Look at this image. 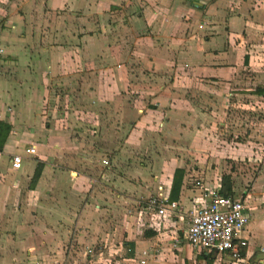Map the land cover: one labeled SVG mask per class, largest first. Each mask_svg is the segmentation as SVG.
<instances>
[{
	"label": "crops",
	"instance_id": "0c3cea01",
	"mask_svg": "<svg viewBox=\"0 0 264 264\" xmlns=\"http://www.w3.org/2000/svg\"><path fill=\"white\" fill-rule=\"evenodd\" d=\"M0 122V264L264 251V0H0ZM176 169L180 208L157 214ZM226 175L249 214L238 262L184 238Z\"/></svg>",
	"mask_w": 264,
	"mask_h": 264
},
{
	"label": "built area",
	"instance_id": "2783aa9c",
	"mask_svg": "<svg viewBox=\"0 0 264 264\" xmlns=\"http://www.w3.org/2000/svg\"><path fill=\"white\" fill-rule=\"evenodd\" d=\"M27 153L34 154L33 147L26 149ZM21 154H13L12 167H21ZM108 165L107 160H103ZM195 185L202 187L199 180ZM147 206L154 208L157 214H165L168 210L174 212L180 208L178 202L168 201L167 198L157 195L147 200ZM249 214L242 198L226 197L211 190V198L208 202L195 207L189 215L188 225L184 230V238L195 248L223 255L228 262H238L242 259V252L247 245L246 240L240 237V233L247 226ZM146 252L138 259L137 264H147ZM83 258H90L92 248L86 246L82 252ZM222 259L213 264H221ZM51 264H73L67 259L53 260ZM78 264V263H77Z\"/></svg>",
	"mask_w": 264,
	"mask_h": 264
},
{
	"label": "trees",
	"instance_id": "16d2710c",
	"mask_svg": "<svg viewBox=\"0 0 264 264\" xmlns=\"http://www.w3.org/2000/svg\"><path fill=\"white\" fill-rule=\"evenodd\" d=\"M9 130H10V125H8L4 122H0V136L1 135L6 136L7 133L9 132ZM40 171H41V168L39 167V165H37L35 172L33 174L32 180H31L33 183L39 177ZM182 176H183V170L182 169H176L174 172V176H173L174 178H173L172 185H171L172 188H171V192H170V196H169V201H173L174 199L177 198L179 188H180V185L182 182L181 181ZM222 179H223V181H222L223 187L219 191L220 195L234 198L233 193L231 191L230 177L226 175V176H223ZM242 255H243V252H242ZM211 263H212V258L210 257V259H208V261H207V264H211Z\"/></svg>",
	"mask_w": 264,
	"mask_h": 264
},
{
	"label": "water",
	"instance_id": "95a60500",
	"mask_svg": "<svg viewBox=\"0 0 264 264\" xmlns=\"http://www.w3.org/2000/svg\"><path fill=\"white\" fill-rule=\"evenodd\" d=\"M263 259H264V251L258 253V254L255 256V258L250 262V264H254V263L259 262V261H261V260H263Z\"/></svg>",
	"mask_w": 264,
	"mask_h": 264
},
{
	"label": "rangeland",
	"instance_id": "374dc122",
	"mask_svg": "<svg viewBox=\"0 0 264 264\" xmlns=\"http://www.w3.org/2000/svg\"><path fill=\"white\" fill-rule=\"evenodd\" d=\"M72 88V87H71ZM68 89H70V87H68ZM246 164H240L239 167H240V170H242L244 172V170H246ZM247 168H250L249 166ZM244 187H245V184H244ZM234 198L238 199L239 197L238 196H235ZM67 255V254H66ZM68 256V255H67Z\"/></svg>",
	"mask_w": 264,
	"mask_h": 264
}]
</instances>
